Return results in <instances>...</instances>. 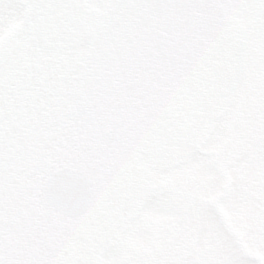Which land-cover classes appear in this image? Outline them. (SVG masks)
<instances>
[{"label": "snow or ice", "instance_id": "6c2138e0", "mask_svg": "<svg viewBox=\"0 0 264 264\" xmlns=\"http://www.w3.org/2000/svg\"><path fill=\"white\" fill-rule=\"evenodd\" d=\"M0 264H264V0H0Z\"/></svg>", "mask_w": 264, "mask_h": 264}]
</instances>
